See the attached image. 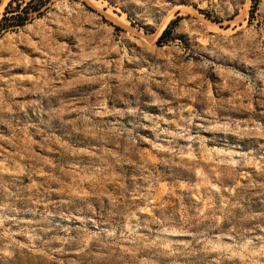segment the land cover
Returning a JSON list of instances; mask_svg holds the SVG:
<instances>
[{"label": "rangeland", "instance_id": "rangeland-1", "mask_svg": "<svg viewBox=\"0 0 264 264\" xmlns=\"http://www.w3.org/2000/svg\"><path fill=\"white\" fill-rule=\"evenodd\" d=\"M11 5L0 264H264V0Z\"/></svg>", "mask_w": 264, "mask_h": 264}, {"label": "trees", "instance_id": "trees-1", "mask_svg": "<svg viewBox=\"0 0 264 264\" xmlns=\"http://www.w3.org/2000/svg\"><path fill=\"white\" fill-rule=\"evenodd\" d=\"M12 7V5H11ZM43 7H39V8H35L34 11H30L29 9H27V7L21 8L20 10L17 11L18 14H14L16 13L15 8H9L7 13L11 14V18H9L8 16H4L0 22V30H8L11 28H14L16 26H23L25 25L29 20H30V16L32 14V12H37L38 16L42 15V9ZM12 10V11H10ZM16 17V18H15ZM171 29V25H169L165 31L162 33L161 37L159 38V41L164 40V38L169 34Z\"/></svg>", "mask_w": 264, "mask_h": 264}, {"label": "bare ground", "instance_id": "bare-ground-1", "mask_svg": "<svg viewBox=\"0 0 264 264\" xmlns=\"http://www.w3.org/2000/svg\"><path fill=\"white\" fill-rule=\"evenodd\" d=\"M2 8H4V6L2 7ZM1 11V10H0ZM3 12V11H2ZM163 27V26H162ZM216 29V28H215ZM164 30V29H163ZM161 31V30H160ZM163 33V31H161L159 34H158V36H157V38L161 35Z\"/></svg>", "mask_w": 264, "mask_h": 264}]
</instances>
